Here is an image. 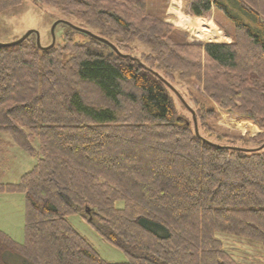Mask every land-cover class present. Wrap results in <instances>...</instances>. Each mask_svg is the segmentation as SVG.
I'll return each mask as SVG.
<instances>
[{
  "label": "trees",
  "instance_id": "16d2710c",
  "mask_svg": "<svg viewBox=\"0 0 264 264\" xmlns=\"http://www.w3.org/2000/svg\"><path fill=\"white\" fill-rule=\"evenodd\" d=\"M23 1L0 0V14ZM29 1L76 18L122 55L148 47L150 70L199 82L264 130V0H190L192 17L215 10L233 26L232 43L203 45L171 43L147 0ZM34 37L0 46V133L37 157L17 183L0 184L25 203L23 243L0 231V264L6 253L28 264H111L70 226L72 214L90 225L97 217L121 264H237L218 231L264 250V147L195 135L164 79L90 37L49 49Z\"/></svg>",
  "mask_w": 264,
  "mask_h": 264
},
{
  "label": "rangeland",
  "instance_id": "374dc122",
  "mask_svg": "<svg viewBox=\"0 0 264 264\" xmlns=\"http://www.w3.org/2000/svg\"><path fill=\"white\" fill-rule=\"evenodd\" d=\"M147 4L150 15L171 26L172 31L169 35L171 36V43L173 42L175 45L232 43V24L215 10H212L207 17L199 19L214 26L220 32L223 40L208 42L200 39L193 30L184 28L179 24L180 19L178 17L180 15L196 19L189 14L190 0H147ZM56 22L58 23L53 30L54 48L65 46V40H70L72 44L76 45L89 43L88 36L74 30V28L81 29L82 26L76 18L66 16L53 6L37 7L29 0H24L20 6L0 14V44L15 42L26 32L36 31L39 33L41 46L48 47L52 43L51 27ZM224 37L230 38L229 43H224ZM150 54L151 50L148 47L135 45L134 51L125 56L131 62L137 65L140 64V66L150 70L151 68L143 63L144 59L149 58L150 61L152 60L153 57H150ZM69 56L68 54L63 55V61L67 60ZM150 71L155 72V76L164 79L174 90L173 92L167 87L168 95L173 102L176 113L189 123L190 128H193L191 112L193 113L197 132L202 137L227 146H240L241 144L237 140L235 141L236 138H240L245 142L255 140V143L245 144V147L248 149L263 148L264 145L257 146L256 144H258L257 138H261L264 130L248 119L240 117L235 111L220 108L210 96L204 93L202 84L194 80H180L177 79L178 77L171 82V79H167L162 71L161 73L157 72L155 68ZM203 125L206 127H203ZM32 145L38 150L37 142ZM36 162L37 157H31L21 150L8 134L0 133V184L17 183L24 174L32 170ZM24 212L23 194L0 193V231L17 244H22L24 240ZM67 221L97 251L103 262L111 264L127 262L125 254L104 241L94 229L93 226L99 227L105 232L104 226L99 224L95 215L89 216V221L93 226L78 214L67 216ZM215 237L222 242L223 250L237 264H264V250L260 245L219 231L215 232ZM4 260L8 264H28L20 257L10 253L4 255Z\"/></svg>",
  "mask_w": 264,
  "mask_h": 264
},
{
  "label": "water",
  "instance_id": "95a60500",
  "mask_svg": "<svg viewBox=\"0 0 264 264\" xmlns=\"http://www.w3.org/2000/svg\"><path fill=\"white\" fill-rule=\"evenodd\" d=\"M57 23H58V22H56V23L51 27V32H50V33H51L52 43H51V45L48 46V47H42V46L40 45L39 33L36 32V31H28V32H26V33H25L20 39H18L17 41L12 42V43H9V44H0V46H12V45L19 44V43H21L22 41H24L28 36H30L31 34H34V35H35V39H36V45H37L38 48H40V49H49V48H52L53 45H54V41H55V37H54V32H53V30H54V27L56 26ZM70 27H71V26H70ZM72 28H74V27H72ZM74 30H77L78 32H80V33H82V34H84V35H86V36H88V37L94 39L95 41H97V42H99V43H102V44L106 45V46L109 47V48L111 49V51L114 52L117 56H119V57H121V58H123V59H126V58H127V56L120 54V53L117 51V49H116L112 44H110L109 42H107L106 40H104V39H102V38H100V37H97V36L93 35L92 33L88 32V31H86V30H83V29L74 28ZM156 76H157V75H156ZM157 77H158V76H157ZM158 78H159V77H158ZM160 79H161V78H160ZM162 82H164V84H165V85H166L171 91L174 92V90L171 88L170 85H168V84H167L165 81H163V80H162ZM191 114H192V123H193L194 133H195V135H198V132H197V126H196V120H195L194 115H193L192 112H191ZM263 147H264V146H263ZM259 149H261V147H260ZM240 150H241V149H240ZM243 151H244V150H243Z\"/></svg>",
  "mask_w": 264,
  "mask_h": 264
},
{
  "label": "bare ground",
  "instance_id": "6f19581e",
  "mask_svg": "<svg viewBox=\"0 0 264 264\" xmlns=\"http://www.w3.org/2000/svg\"><path fill=\"white\" fill-rule=\"evenodd\" d=\"M178 18L180 19L179 24L182 27L193 30L195 33H197L200 39L206 40L208 42H220L221 39L223 40L220 32L210 23H207L202 19H191L189 17H182L181 15Z\"/></svg>",
  "mask_w": 264,
  "mask_h": 264
},
{
  "label": "crops",
  "instance_id": "0c3cea01",
  "mask_svg": "<svg viewBox=\"0 0 264 264\" xmlns=\"http://www.w3.org/2000/svg\"><path fill=\"white\" fill-rule=\"evenodd\" d=\"M229 41H230V38L224 37V43H229Z\"/></svg>",
  "mask_w": 264,
  "mask_h": 264
}]
</instances>
